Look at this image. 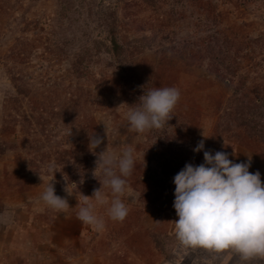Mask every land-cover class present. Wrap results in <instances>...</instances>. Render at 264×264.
<instances>
[{
  "label": "rangeland",
  "instance_id": "374dc122",
  "mask_svg": "<svg viewBox=\"0 0 264 264\" xmlns=\"http://www.w3.org/2000/svg\"><path fill=\"white\" fill-rule=\"evenodd\" d=\"M206 1L0 0V185L8 171L19 177L8 180L15 191L0 189V264L227 263V249L178 240L173 179L185 164L204 163L193 151L204 139V150L234 162L251 156L249 171L264 183V0H211V14ZM162 73L158 87L180 91L173 117L138 133L126 113ZM44 118L54 132L42 135L45 155L5 133L17 121L16 136L32 127L35 138ZM93 132L105 137L96 152L119 157L131 147L134 158L122 177L128 214L108 216L114 197L102 187L109 203L95 205L100 230L77 218L78 201L104 180L99 170L93 177ZM52 165L56 194L67 196V182L73 194L66 210L40 200ZM233 253L234 264H264Z\"/></svg>",
  "mask_w": 264,
  "mask_h": 264
},
{
  "label": "clouds",
  "instance_id": "9594fccd",
  "mask_svg": "<svg viewBox=\"0 0 264 264\" xmlns=\"http://www.w3.org/2000/svg\"><path fill=\"white\" fill-rule=\"evenodd\" d=\"M138 97V105L130 107L126 118L130 128L138 133L149 129H160L172 119L173 109L180 99V91L175 87H153ZM105 126V125H104ZM106 133V126H105ZM203 137L208 138L204 134ZM105 137L93 132L88 134V148L97 158L93 177L99 170L104 180L92 195H83L77 218L84 224L100 230L104 226L102 219L94 213L95 205L109 203L102 187L111 189L113 199L108 208V216L123 221L128 207L120 199L126 190V179L134 167L133 149L128 147L117 157L107 149L95 150L104 143ZM204 139L200 140L194 152L203 151L204 163L185 164L173 179L175 184L173 207L178 219L175 220L176 236L182 245L203 249H232L240 254L242 261L264 258V183L259 171L250 172L251 156L246 161L234 162L229 153L204 150ZM117 169L119 174H117ZM53 175L40 200L55 210L70 208L67 196L73 195L64 187L67 196L56 194L55 166L49 167ZM41 179V177H40ZM42 181V180H41ZM77 187L76 182H72ZM95 201V204L93 203Z\"/></svg>",
  "mask_w": 264,
  "mask_h": 264
},
{
  "label": "trees",
  "instance_id": "16d2710c",
  "mask_svg": "<svg viewBox=\"0 0 264 264\" xmlns=\"http://www.w3.org/2000/svg\"><path fill=\"white\" fill-rule=\"evenodd\" d=\"M198 1L202 2L203 0H198ZM205 4H206V8H208L210 10V14H211L213 9L215 8L214 3L211 0H207L205 2ZM115 48L116 49L119 48L118 44H115ZM186 73L189 74L190 72H186ZM162 76L163 77L159 81H156V84H157V85H155L156 87L161 86L159 84V82L161 84L166 82L168 75L162 73ZM41 103H43V102H41ZM35 105H36V108H40V109L42 108V106H39V103L37 100H35ZM41 111L43 112L44 109H42ZM37 124L39 126V132H36L37 134L34 135L35 138L28 135V133L30 132L32 127L24 130L27 134H25L23 136H16V134L18 133L17 132V129H18L17 121L13 125H11V121L7 122L5 133L7 134V136L13 135L16 138L14 140L17 141V144H19V145H21V144L25 145L26 143H29L32 146L36 145L37 152H38L37 155H39V153H42L45 155L47 148H46L45 142L42 140V135H47V138H49V133L51 132L50 126H49L50 125V119L44 118V119L37 120ZM51 133H54V132H51ZM70 149H72V147ZM12 179H19V177L16 176L13 171L12 172L8 171L6 173V180H4V182H1V185H0V189L2 190L4 195H7L10 191H15V187L19 186L17 183L11 185L8 180L11 181ZM116 264H122V262L118 261Z\"/></svg>",
  "mask_w": 264,
  "mask_h": 264
},
{
  "label": "crops",
  "instance_id": "0c3cea01",
  "mask_svg": "<svg viewBox=\"0 0 264 264\" xmlns=\"http://www.w3.org/2000/svg\"><path fill=\"white\" fill-rule=\"evenodd\" d=\"M228 250V252H227V254H225L223 257H222V262H227L226 264H234V261L232 262V258H230V257H228V256H230V255H233L234 253V250H232V249H227ZM233 253V254H232ZM220 254V253H219ZM209 263H211V262H209ZM215 263V262H214Z\"/></svg>",
  "mask_w": 264,
  "mask_h": 264
},
{
  "label": "water",
  "instance_id": "95a60500",
  "mask_svg": "<svg viewBox=\"0 0 264 264\" xmlns=\"http://www.w3.org/2000/svg\"><path fill=\"white\" fill-rule=\"evenodd\" d=\"M212 261V260H211ZM213 262V261H212ZM202 264V263H201Z\"/></svg>",
  "mask_w": 264,
  "mask_h": 264
}]
</instances>
